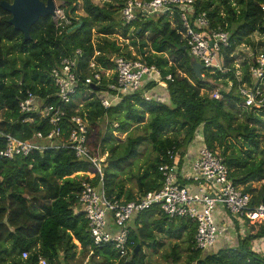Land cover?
Returning <instances> with one entry per match:
<instances>
[{
	"label": "trees",
	"instance_id": "1",
	"mask_svg": "<svg viewBox=\"0 0 264 264\" xmlns=\"http://www.w3.org/2000/svg\"><path fill=\"white\" fill-rule=\"evenodd\" d=\"M3 1L12 0H0V110L4 112L1 129L6 134L28 141L38 132H49L47 121L36 115H31L33 122H27L29 115L20 114L19 102L29 90L48 106L61 105L51 74L65 58L81 51L84 82L91 75L93 58L105 70L113 71L111 58L116 55L139 60L130 50L133 47L141 60L161 72L167 84L166 89L161 88L162 94L155 90L152 100H145L144 93L157 87L153 82L105 109L97 93L115 83L113 76L109 81L103 79L99 90L90 94V86L81 83L73 101L65 107L63 139L67 140L73 128L71 118L78 115L88 123V146L95 156L109 148L108 160L114 158L117 149L111 144L112 131L127 134L134 124L147 121L148 136L129 133L124 148L126 161L137 157L144 144L150 143L155 153L137 177V192L126 189L115 181L117 176L108 173L111 162L103 170L108 197L129 202L161 190L164 179L159 168L173 163L169 152L180 153L183 159L189 147L200 140L201 147L220 152L235 184L251 195L252 206L264 204V158H260L264 155V109L244 108L238 88L252 83V63L244 64L240 82L235 57L240 46L252 47L256 53L252 37L264 36V0H195L196 14H208L209 32L223 31L230 36V45L222 52L229 71L208 68L202 73V81L192 69L193 58L182 36L178 11L173 23L164 16L125 25L119 17L126 0H109L103 6L94 0H66L60 8L70 27L63 29L52 17L42 18L32 27L31 40L25 42L24 35L10 25L12 16L1 7ZM79 10L84 13L81 17L77 16ZM94 37L98 39L94 41ZM119 39L129 44L119 45ZM149 47L153 53L147 51ZM168 76L173 80L166 81ZM217 87L225 88L219 100L211 94ZM104 120L109 121L105 129L100 124ZM116 124L118 128H114ZM56 144L26 157L0 161V264H40L41 259L48 264H146L143 250H136L147 247L157 251L163 245L157 235L182 242L188 253L186 264H264V255L252 246L264 239V224L250 226L244 238L239 234L237 246L201 252L195 249V224L187 219L170 221L156 207L131 223L126 257H120L112 245L96 248L88 220L80 211L79 197L83 183L97 186L99 176L90 179L76 175L94 174L96 169L90 162L77 159L72 150L60 147L59 140ZM5 146V138H0V149ZM259 182L262 186L255 187ZM76 242L81 246L79 256ZM23 253L28 254L27 259H23ZM164 258L179 264L180 244H173L171 254Z\"/></svg>",
	"mask_w": 264,
	"mask_h": 264
},
{
	"label": "built area",
	"instance_id": "2",
	"mask_svg": "<svg viewBox=\"0 0 264 264\" xmlns=\"http://www.w3.org/2000/svg\"><path fill=\"white\" fill-rule=\"evenodd\" d=\"M176 11L183 25L182 36L191 57L206 69L227 73L229 70L225 68L222 52L230 45L229 33L209 32L208 14L206 12L196 14L195 0H126L121 10V19L125 25H129L142 19L166 16L173 23ZM54 21L63 29L71 25L64 10L58 7ZM96 55L99 56L100 53L97 52ZM81 56V51L77 50L52 71V80L57 89L56 96L61 105L48 106L43 99L29 90L26 97L19 102L20 114L29 115L26 118L27 122H33L34 118L31 115L47 121L50 128L47 134L38 132L28 141H21L6 134L1 129L4 112L0 110V138L6 140L5 148L0 149V161L13 160L16 156L26 157L33 151L55 148L56 141L59 140L60 147L72 150L77 159L93 164L96 172L92 175L93 178L99 176V183L97 186L89 182L83 183L79 197L80 211L88 220L93 245L96 248L112 245L122 258L128 254L131 223L142 213L155 207L170 221L187 219L193 222L196 226L195 249L201 252L217 246L221 238V229L217 224L218 214L229 213L231 217L239 216L250 226L264 224V204L252 206L251 195L244 193L243 189L235 184L220 152H213L207 147H201L197 159L189 165L184 163L180 153L169 152L173 163L163 164L159 168L164 179L161 190L149 192L129 202L108 197L103 164L107 162L109 155L107 153L94 155L88 146V123L78 115L71 118L73 128L67 140L63 139V121L67 118L65 107L71 104L81 83L86 87L90 86L93 92L95 90L91 87L95 86L99 90L103 85V79L109 81L116 76L115 83H109L107 91H100L104 92L102 96L99 95L100 92L97 93L105 109L121 102L126 96L144 90L150 83L154 82L157 88L163 89L167 88V84L162 80L161 72L156 66H150L140 59L130 60L117 55L111 58L115 66L113 71L105 70L93 58L89 65L91 75L83 82ZM250 73L252 83H243L238 88L244 98V108L264 109L263 53L255 56ZM236 76L242 82V75L236 73ZM172 80V77L168 76L166 81ZM155 88L144 93L146 101L152 100V93L157 90ZM212 97L219 100L222 96L215 92ZM114 127L118 128V124ZM76 175H87L93 179L91 173ZM257 241L255 251L264 254V239ZM27 257L28 254L23 253V259ZM40 264L48 262L41 259Z\"/></svg>",
	"mask_w": 264,
	"mask_h": 264
},
{
	"label": "rangeland",
	"instance_id": "3",
	"mask_svg": "<svg viewBox=\"0 0 264 264\" xmlns=\"http://www.w3.org/2000/svg\"><path fill=\"white\" fill-rule=\"evenodd\" d=\"M65 1L66 0H55L56 6L58 8H60V6L65 4ZM94 2L100 6H103V4H105V2H109V0H94ZM77 13H78L77 14L78 17H81L84 15L82 10H79ZM119 18L121 19V16ZM149 19L151 20V19H156V18L151 17ZM97 39H98L97 37H94V41H96ZM252 41L257 44L256 48H255L256 53L254 52V48L249 47V46H240L236 50V54H235L236 69H237V73L242 75V76H243L244 64L245 63H248V64L253 63L255 60V56L263 53V50H264V46H263L264 36H261L260 34H256L252 37ZM123 42H125L124 43L125 45L129 44V41H123L122 39H119L118 43L120 45V44H123ZM130 50H132L134 56H138V58L140 60L142 59L140 54L137 53L136 49H134L133 47H130ZM147 51H149L150 53H153L151 50V47H149L147 49ZM16 56L17 55H14L12 57H16ZM111 75H112V73H111ZM230 86H231V84H230ZM224 89L225 88L217 87L216 90H214L211 94L214 95L215 92H218L221 95V91H223ZM156 91H157V93L162 94L164 90L159 87V88H157ZM87 92L89 94L92 93L90 88L88 89ZM103 94H104V92L99 93V95H101V96ZM108 123H109L108 120H104V121L100 122L101 126L104 129L106 128ZM146 124H147V121H145L141 125H135L134 124L131 127L130 132H128L127 134H120L116 131H112L114 140H113V142H111V144H113L117 148L116 154H115V156H113L114 158L111 157L112 158L111 160L107 159V162L105 164H103V170H104V169L108 168L112 162V167L110 168L108 173L117 176V178L115 179V181L117 183L124 185V187L126 189H133V191L135 193L137 192V177L143 172L146 165L151 160H153L155 153L152 151L150 143L144 144L142 147L139 148V155L137 157L128 159L126 161L125 156L127 155V152L125 151L124 148H125V142H126V139H127V136L129 133L131 136H134V137H136V136L147 137L148 136V129L146 128ZM114 128H116V127H114ZM169 136H172V134ZM262 145L264 146V140H263ZM107 149L108 150L106 151V153L108 155H111V154H109V148H107ZM98 152L102 153V150L99 148ZM101 155H103V154H101ZM103 158H101V159H103ZM108 158H109V156H108ZM260 158H264V155L262 154V157H260ZM260 158L258 160H260ZM92 174L93 173H91V177L93 178L94 175H92ZM74 176H76V175H74ZM254 186L257 188H260L262 186V183H260V182L254 183ZM232 217H234L236 220H238L244 228H246V226L248 225L247 222L245 220H242L239 216H232ZM236 228H237V226L235 225L234 226L235 231H236ZM236 233L240 234L242 237L246 234L245 231L240 232V229H239V231H236ZM157 239H160L162 241V244H163L157 251H155L154 249H151V248H147V247H141L140 248L141 250H143L144 254L147 257L146 264H172V260L166 261L164 256L166 254H171L173 244H175V243H178L181 246L182 259L179 262V264H186L188 253L184 252L185 245H183L182 242H178L174 239L171 240L168 237H164L163 235H157ZM238 239H239V235H238ZM76 244H78V246H79V249H78V252H79L78 256H79L80 252H81L80 251L81 246L77 242H76ZM257 244H258V241H256V245ZM233 245H236V242H233L230 246H233ZM255 248H256V246H255Z\"/></svg>",
	"mask_w": 264,
	"mask_h": 264
},
{
	"label": "water",
	"instance_id": "4",
	"mask_svg": "<svg viewBox=\"0 0 264 264\" xmlns=\"http://www.w3.org/2000/svg\"><path fill=\"white\" fill-rule=\"evenodd\" d=\"M1 7L11 14L12 18L9 23L18 32L24 35V41L31 40V29L42 18L56 17V2L55 0H48L44 3L42 0H12V2L3 1ZM82 24V22H81ZM192 69L199 80H203V71L205 66L192 60ZM93 90H98L97 87H91ZM140 249L137 248L136 253Z\"/></svg>",
	"mask_w": 264,
	"mask_h": 264
},
{
	"label": "crops",
	"instance_id": "5",
	"mask_svg": "<svg viewBox=\"0 0 264 264\" xmlns=\"http://www.w3.org/2000/svg\"><path fill=\"white\" fill-rule=\"evenodd\" d=\"M154 93H152V94H154ZM200 149H201V141L200 140L195 141L189 147L187 153L185 154L184 163H186L187 165L192 164L197 159ZM217 224L219 225V227L221 229V238H220L217 246H215L214 248L211 249L212 252H216L222 248H226V247L230 246L233 242H236V244H237L239 234H237L236 231H239V229H240V232L245 231V233H247L248 229L250 228V225H247L246 228H244L238 220L231 217L229 214H224V215L218 214L217 215ZM235 225L237 226L236 231L234 230ZM244 236H243V238H244ZM252 246H253V250L255 251L256 250V248H255L256 241L253 243Z\"/></svg>",
	"mask_w": 264,
	"mask_h": 264
},
{
	"label": "clouds",
	"instance_id": "6",
	"mask_svg": "<svg viewBox=\"0 0 264 264\" xmlns=\"http://www.w3.org/2000/svg\"><path fill=\"white\" fill-rule=\"evenodd\" d=\"M54 19V18H53Z\"/></svg>",
	"mask_w": 264,
	"mask_h": 264
}]
</instances>
